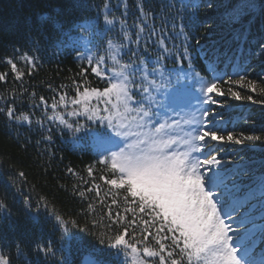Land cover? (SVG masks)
Returning a JSON list of instances; mask_svg holds the SVG:
<instances>
[{
	"label": "snow or ice",
	"instance_id": "snow-or-ice-1",
	"mask_svg": "<svg viewBox=\"0 0 264 264\" xmlns=\"http://www.w3.org/2000/svg\"><path fill=\"white\" fill-rule=\"evenodd\" d=\"M144 3L145 0L137 3L131 23L125 0L116 4L122 8L119 16L114 14L110 0H101L95 17L69 29L55 24L60 31L57 46L71 47L77 59L86 61L79 75L86 77L90 70L105 85L88 87L74 80V97L66 100L67 93H58L59 101L54 96L51 105L40 97L41 103L31 108L43 106L55 111L57 103L65 109L72 107L65 115L77 118L74 123H69L65 115L48 119H57L74 133L90 130L96 164L109 174L99 179L110 186L113 197L105 212V227L122 228L108 247L120 253L125 264L129 259L133 264H149L145 257L155 258L158 264H264V214L257 225L250 211L240 212L254 196L252 188L239 195L240 178L248 170L239 161L235 167H224L233 161H223L216 148L224 143H264V137H237L233 132L225 135L221 128L224 116L212 107H223L215 97L226 93L236 100L252 101L251 95L242 97L232 86L255 92L256 81L250 80L238 64L233 73L221 75L215 60H208L203 49L200 54L212 78L207 79L196 69L190 37L185 32L187 25L182 21L189 8L199 6L198 0H162L159 9L145 8ZM257 10L264 11V0H246L240 10H233L231 22L239 23L245 16L251 19ZM180 37L183 39L176 45ZM196 44L199 46V39ZM256 54L264 55V44ZM19 60L27 63V74L31 76L38 58L25 53ZM5 62L14 80L23 87L25 73L18 63L12 58ZM8 75L0 73V82L6 83ZM17 99V95L0 96V114L17 126L30 128V115L23 111L17 114ZM79 118L85 123L81 124ZM36 124L42 127L41 121ZM45 139L51 140V135ZM68 171L73 172L71 168ZM87 174L94 177L93 166L87 168ZM18 176L23 178L24 173ZM253 187L264 197V172ZM93 189L99 197L100 186L94 178L87 191ZM120 190L126 205L124 212L131 214L126 222L119 211L113 215L111 209L117 204L115 197ZM88 208L93 209V205ZM0 210H6L2 201ZM39 211L38 206L34 218H38ZM237 212L240 215L234 217ZM54 220L64 228L66 221L61 216L55 215ZM98 223L93 221V227ZM138 227L142 238L129 243V239L136 240ZM77 230L87 232L88 228ZM63 238H70L66 228ZM100 242L105 241L101 238ZM139 245L144 246L141 249ZM19 249L17 245L18 256ZM33 250L44 257L54 255L50 243L42 245L37 241ZM0 264H10L8 257L0 255ZM84 264L98 261L86 259Z\"/></svg>",
	"mask_w": 264,
	"mask_h": 264
},
{
	"label": "trees",
	"instance_id": "trees-1",
	"mask_svg": "<svg viewBox=\"0 0 264 264\" xmlns=\"http://www.w3.org/2000/svg\"><path fill=\"white\" fill-rule=\"evenodd\" d=\"M117 2L110 0L114 14L119 16L122 8L116 7ZM139 2L125 0L130 23L137 13L136 5ZM236 2L198 0L199 6L189 8L182 23L187 25L185 32L190 37L193 64L203 76L212 78L205 70L201 49L208 60H215L221 75L233 73L234 65L238 64L243 66L250 80L256 81L255 92L232 86L240 91L242 97L251 95L252 101L236 100L227 93L223 97H215L224 105L212 106L224 116L221 125L223 133L233 132L237 137L241 134L264 137V93L261 92L264 88V55L256 54L260 45L264 44V11L257 10L251 19L245 16L233 28L223 26L221 34H214L225 11ZM161 3L162 0H145L144 7L159 9ZM100 4L101 0H0V73H9L7 82H0V96L17 95V114L23 111L33 121L30 128L27 125L17 126L0 114V201L6 205V210H0V255L8 257L10 264H84L86 259L98 261V264H125L124 257L108 247L122 228L105 227L108 223L105 212L113 197L110 186L99 179L101 175L109 174L96 164L90 130L74 133L65 129L57 119L49 120L48 117H59L68 112L59 103L55 111L43 106L31 108L32 104L41 103L40 97H44L48 105H51L54 96L58 102V93L61 92L67 93L66 100L74 97V80L88 87L102 88L105 85L90 70L86 77L79 75L86 61L77 59V53L71 47L57 46L60 31L54 27L59 24L63 29H69L85 19L93 18ZM224 37L227 40L220 42ZM182 39L178 38L176 45ZM25 53L38 58L31 76L27 74V63L19 60V56ZM6 58H12L25 73L22 77L23 87L10 74ZM169 67L172 65L169 64ZM236 78L233 76V79ZM222 87L226 88L227 85L222 84ZM65 118L69 123L77 119L66 115ZM38 120L42 127L36 124ZM79 121L85 123L83 118H79ZM49 135L51 140L45 139ZM216 148L220 157L233 161L232 165L239 161L252 174V178H240V181L257 180L259 174L264 172V143H224L216 145ZM89 166H93L94 177L87 174ZM69 168L73 172L70 173ZM20 172L24 173L23 178L18 176ZM93 178L100 186L99 197L95 189L87 191ZM80 192L84 195H79ZM253 192L255 196L257 189ZM25 197H28V204H25ZM115 198L117 204L111 205L113 215L119 211L126 222L131 214L124 212L123 190ZM89 204L93 205V209L88 208ZM38 206V218H34ZM248 207L254 209L259 205L252 203ZM255 213H260V209ZM55 215L66 221L64 228L58 227ZM93 221L99 222L96 227H93ZM84 227L88 228L87 232L77 230ZM65 228L70 238H63ZM135 231L136 240L129 239V243L142 238L141 229L138 227ZM101 238L104 243L100 242ZM37 241L42 245L50 243L54 255L44 257L35 252L33 245ZM17 245L20 246L19 256ZM143 246L139 245L141 249ZM148 246L154 247L153 244ZM145 259H149V264H158L155 258ZM127 264H133L132 260L129 259Z\"/></svg>",
	"mask_w": 264,
	"mask_h": 264
},
{
	"label": "rangeland",
	"instance_id": "rangeland-1",
	"mask_svg": "<svg viewBox=\"0 0 264 264\" xmlns=\"http://www.w3.org/2000/svg\"><path fill=\"white\" fill-rule=\"evenodd\" d=\"M244 2H246V0H237V2L235 3V5H233V7L231 9H229L228 11H225V13L222 16V19H221V22H220L219 26L214 31V34H221V31L223 30L222 29L223 26H225V28H228V29L233 28L232 26L234 24H236V23L231 22V13L233 12L234 9L240 10L241 9V5ZM224 38L225 39H223V40L221 39L220 42H223V41H226L227 40L226 39L227 37H224ZM67 109H68V111H72V107H69ZM74 121H73V123H74ZM220 158H222L223 161H227L223 157H220ZM223 166L224 167H235V165H229L227 163H225ZM241 178H252V174L251 173H248L247 175H243ZM256 181H257L256 179H252L250 181H245V182L239 181L240 184H241V188H242L241 193L242 192H247L250 188H252V190H254L255 188L253 186L256 184ZM251 202L259 204V209H260L261 213H259L257 215H253V213H255V210H257L258 208H255L254 210L250 211L252 217L255 219V221H256V223L258 225L261 222L260 221V216L262 214H264V197L261 196V192L259 190L257 191V195L255 197H252L249 200L248 204L251 203ZM248 204H246L245 208H243L242 210L248 211V209H249L247 207ZM239 215H240V212H237V213H234L233 214L234 217H237ZM257 232H258V229H257ZM261 246L264 247V245H261ZM257 251H259V248L257 249Z\"/></svg>",
	"mask_w": 264,
	"mask_h": 264
}]
</instances>
